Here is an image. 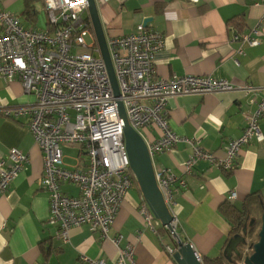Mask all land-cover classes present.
Segmentation results:
<instances>
[{"label": "crops", "instance_id": "1", "mask_svg": "<svg viewBox=\"0 0 264 264\" xmlns=\"http://www.w3.org/2000/svg\"><path fill=\"white\" fill-rule=\"evenodd\" d=\"M38 2L45 10L42 0H0V10L15 14L20 21L23 15V24L35 27ZM27 4L35 12L32 17L24 15ZM96 6L106 39L140 29L163 35V46L154 56L157 78L191 74L264 87V28L255 46L232 39L234 32H251L264 14V0H108L96 1ZM239 46L243 54L236 52ZM262 98L261 90L248 95L233 90L171 97L166 105L167 122L181 138L197 139L204 150L223 158L226 144L242 134L245 115L255 108L251 100ZM34 100L20 82L0 78V158L12 147L27 154V161L0 196V264H85L81 255L117 264L118 249L111 240L118 236L119 248L128 243L133 246L136 264H177L165 250V245H175L171 234L162 227L156 232L145 227L139 214L143 197L135 183L120 204L108 238L88 225L71 228L67 242L55 236L56 227L48 223V195L41 186V151L27 119L6 117L1 111ZM259 127L264 136V118ZM141 133L147 142L160 135L151 126ZM191 153L190 144L180 141L152 159L155 169L168 168L185 180L184 186H173L176 231L202 260L220 255L228 239L231 223L219 210L221 204L229 201L240 210L246 207L250 218L261 215L259 210L264 214V140L243 145L230 171L199 159L185 173L184 162ZM61 190L78 193L73 184H63ZM232 191L236 197L230 201Z\"/></svg>", "mask_w": 264, "mask_h": 264}, {"label": "built area", "instance_id": "2", "mask_svg": "<svg viewBox=\"0 0 264 264\" xmlns=\"http://www.w3.org/2000/svg\"><path fill=\"white\" fill-rule=\"evenodd\" d=\"M42 1L47 15L45 29L26 27L15 14L0 10V78L8 83L20 82L23 91L35 98L30 104L4 107L1 111L6 117H25L41 151V186L48 195V223L56 227L55 236L67 242L71 228L88 225L91 231L108 238L123 198L137 184L129 166L116 98L92 29L87 0ZM263 28L264 14L251 32H234L232 39L255 46ZM106 44L119 88L118 99L129 124L146 142L152 165L155 154L186 141L192 153L184 162L185 173L191 172L199 159L230 171L235 168L243 145L264 140L259 127L264 118L263 98L251 100L255 108L245 115L242 134L226 144L223 158L204 150L199 140H185L175 134L166 117L167 100L171 97L233 90L248 95L264 91V87L191 74L157 78L154 56L163 46V35L154 30L140 29L111 37ZM236 52L243 54L242 47ZM148 126L160 131L152 142H147L141 133ZM61 144L79 145L86 160L77 158L73 166L66 165ZM26 161L27 154L16 147L0 158V196L6 193ZM153 170L176 231L173 186H184L185 180L168 168L155 169L153 165ZM63 184L75 185L77 195L64 193ZM235 197L232 191L228 199L232 201ZM139 214L146 228L156 232L162 227L169 232L144 200L139 205ZM120 237L111 240L118 249L117 264H136L130 243L118 247ZM165 250L173 256L176 245H165ZM80 259L85 264H106L102 258L81 255Z\"/></svg>", "mask_w": 264, "mask_h": 264}, {"label": "water", "instance_id": "3", "mask_svg": "<svg viewBox=\"0 0 264 264\" xmlns=\"http://www.w3.org/2000/svg\"><path fill=\"white\" fill-rule=\"evenodd\" d=\"M88 14L92 24L100 55L104 61L113 95L116 98V105L119 110V119L122 124L125 149L129 159V166L135 176L136 183L142 194L143 200L154 217L165 226L174 240L176 251L173 254L177 264H203L200 256L193 249L188 241H183L175 229L171 226L172 216L164 202L163 196L156 184L152 160L141 135L129 124L122 102L118 99L119 88L115 78L112 62L106 44V37L98 15L95 0H87ZM255 219L250 218L245 222L240 233L231 236L224 247L223 253L227 257L232 254L240 255L239 245L245 244V235L254 223ZM244 264H264V214L261 216V224L258 230V239L254 243L252 252L243 257Z\"/></svg>", "mask_w": 264, "mask_h": 264}, {"label": "trees", "instance_id": "4", "mask_svg": "<svg viewBox=\"0 0 264 264\" xmlns=\"http://www.w3.org/2000/svg\"><path fill=\"white\" fill-rule=\"evenodd\" d=\"M35 14L33 7L29 4H27L26 9L24 11V15L27 17H32ZM219 210L225 214V216L228 218V220L231 223V230L229 232L228 239L225 242V245L227 244L229 238L233 236L236 233H240L242 231L243 224L245 222H249L250 218V212L246 207H243V209H238L236 208L233 204H231L229 201L224 202L223 204L220 205ZM261 215H259L255 219L253 225L249 227L245 239L247 236H251L252 234L255 235V239L251 244V248H253L254 243L258 239V230L261 224V216L263 215L262 211ZM181 237V236H180ZM244 244L239 245V250H240V255L232 254V256L229 258L227 257L223 252L216 256V257H205L202 259L203 264H238V261H243V257L247 255H242V246ZM225 247V246H224ZM244 264V263H243Z\"/></svg>", "mask_w": 264, "mask_h": 264}, {"label": "rangeland", "instance_id": "5", "mask_svg": "<svg viewBox=\"0 0 264 264\" xmlns=\"http://www.w3.org/2000/svg\"><path fill=\"white\" fill-rule=\"evenodd\" d=\"M36 10L38 12V19L36 21L35 27L37 29H45L47 27V15L45 10L43 9V6L41 2H38L36 4ZM26 18H24L23 15H21V22L22 25ZM26 26V25H24ZM27 27V26H26ZM61 148L63 150L64 154V163L73 166L77 158H79L81 161L86 160V157L80 152V146L79 145H70V144H61ZM178 233V232H177ZM255 239V235L252 234L251 236L246 237V242L242 246V255H249L252 252L251 244ZM173 240V239H172ZM174 243V240H173ZM238 264H243V261H238Z\"/></svg>", "mask_w": 264, "mask_h": 264}]
</instances>
